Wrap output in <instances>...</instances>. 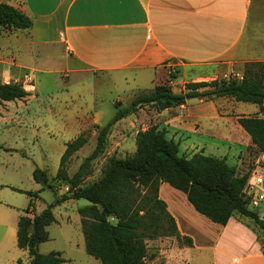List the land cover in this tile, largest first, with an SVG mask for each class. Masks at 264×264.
I'll return each instance as SVG.
<instances>
[{
    "label": "crops",
    "instance_id": "crops-1",
    "mask_svg": "<svg viewBox=\"0 0 264 264\" xmlns=\"http://www.w3.org/2000/svg\"><path fill=\"white\" fill-rule=\"evenodd\" d=\"M0 3L15 7L33 20L28 31L1 30V84H21L19 79L25 73H101L110 76L117 91L135 98L161 84L173 86L175 80L185 88L203 76L201 70L206 66L264 62V0ZM174 74L175 82L171 80ZM27 91L28 98L33 97ZM223 99H196L198 103L188 101L184 106L162 111L159 115L167 116V121L154 126L165 129L168 139L174 141L195 138L191 146L205 155L210 152L208 156L226 159L239 169L242 153L252 142L238 119L264 115L257 105L251 112L235 106L237 118L233 120L224 116ZM11 103L15 102H2L0 106ZM218 137L234 142L238 150L225 152L214 146L213 139ZM159 196L176 220L181 237L193 241L183 252H198L200 258L211 254L212 264H264V251L248 223L231 218L226 226L215 224L196 212L183 193L166 183L161 185ZM7 218V213L0 212V225L7 226ZM10 232L13 236V229Z\"/></svg>",
    "mask_w": 264,
    "mask_h": 264
},
{
    "label": "trees",
    "instance_id": "trees-1",
    "mask_svg": "<svg viewBox=\"0 0 264 264\" xmlns=\"http://www.w3.org/2000/svg\"><path fill=\"white\" fill-rule=\"evenodd\" d=\"M32 27L31 18L13 6L0 3V36L1 30L28 31ZM29 96L22 84L0 83V103L22 101ZM219 98L257 105L260 113H264V62L246 63L241 77L188 83L185 91L180 93L165 83L150 92L137 94L128 107L115 103V116L100 128L93 153L73 176L69 175L67 164L87 144V138L81 134L69 142L53 179L63 183L67 192L43 213L33 217L29 216L34 211L31 200L26 215L18 222L17 244L19 249L28 251L31 264H66L61 252L44 255L39 253V246L49 240L47 229L56 222L53 209L72 200L89 202L78 213L85 251L100 264H149L147 242L162 237H176L191 247L192 239L181 237L176 220L159 196L164 183L183 193L196 212L215 224L226 226L231 218L237 217L250 219L264 229V221L258 213L248 209L243 194L251 165L246 173L240 174L226 159L201 153L188 159L181 155L179 143L168 139L166 130H159L157 126L137 133L134 155L124 159L111 158L101 179L84 185L90 175L91 163L105 151L108 136L120 121L146 106L162 112L184 106L193 99L211 101ZM238 122L250 136L252 146L259 153L264 152V118L242 116ZM33 177L44 189L59 194L46 171L36 169Z\"/></svg>",
    "mask_w": 264,
    "mask_h": 264
},
{
    "label": "rangeland",
    "instance_id": "rangeland-1",
    "mask_svg": "<svg viewBox=\"0 0 264 264\" xmlns=\"http://www.w3.org/2000/svg\"><path fill=\"white\" fill-rule=\"evenodd\" d=\"M243 67L244 64H235L233 67L227 64L206 66L201 70L203 76L190 83L238 77ZM82 74L76 76L67 72H53L33 76L25 73L21 75L19 82L32 92L33 97L24 102L14 101L15 103L0 106V212L8 214V225H0V264H18L19 261L21 264H31L28 251L19 249L17 245L18 222L20 217L26 215L25 211L31 200L34 202V211L30 215H39L67 192L63 183L53 180L60 168L66 145L81 134L87 138V144L67 164L68 173L73 176L84 160L93 153L100 128L115 116L116 101L120 100L123 108L133 101L131 93H123L114 88L109 75ZM171 80L174 81V78ZM175 81L171 85L174 92H184L185 88L178 84V80ZM190 102L198 103V100ZM222 104L224 116L233 120L237 118L235 106L238 110L250 112L258 108L231 98L223 99ZM159 114L161 112L153 106H146L137 114L117 123L108 136L105 151L91 163L90 175L84 180V185L100 180L111 158L124 159L134 155L137 133L148 130L155 123L164 124L167 121V116L160 117ZM194 140L180 138L175 141L180 145L181 155L188 159L195 154H203L201 150L191 146L190 141ZM213 141V145L222 151L238 150L237 144L225 138L218 137ZM242 154V165L238 169L240 174L246 173L259 152L256 147L249 145ZM208 155L210 152H207L206 156ZM36 169L48 173L58 195L44 189L34 180ZM88 205L86 200H72L56 206L53 209L56 222L48 227L49 240L39 246V253L47 255L61 252L66 264H100L85 251L78 210ZM258 215L261 218V211ZM234 218L237 220V217ZM240 219L245 224L248 223V228L256 235L264 250V229L250 219ZM10 229H13V236ZM147 245L149 264H185L183 261L188 264H212L211 254L200 258L198 252H183L187 244L176 237L158 238L148 241Z\"/></svg>",
    "mask_w": 264,
    "mask_h": 264
},
{
    "label": "built area",
    "instance_id": "built-area-1",
    "mask_svg": "<svg viewBox=\"0 0 264 264\" xmlns=\"http://www.w3.org/2000/svg\"><path fill=\"white\" fill-rule=\"evenodd\" d=\"M249 173L243 194L248 201V209L255 213L261 211L264 219V152L257 155Z\"/></svg>",
    "mask_w": 264,
    "mask_h": 264
}]
</instances>
